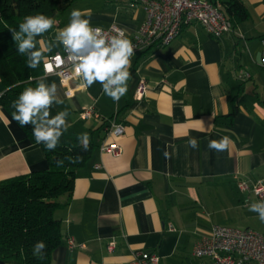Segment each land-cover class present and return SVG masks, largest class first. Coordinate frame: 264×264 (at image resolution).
<instances>
[{
    "label": "crops",
    "instance_id": "crops-1",
    "mask_svg": "<svg viewBox=\"0 0 264 264\" xmlns=\"http://www.w3.org/2000/svg\"><path fill=\"white\" fill-rule=\"evenodd\" d=\"M88 1L61 0L47 15L57 23L37 37V50L45 57L61 50L55 36L73 9L92 27L117 25L127 35L145 18L136 0H109L101 7ZM241 1L248 17L235 21L230 33L215 38L199 24H187L168 45L136 52L119 102L99 83L85 88L77 76L64 85L58 74L47 73L46 82L57 84L63 101L52 115L67 110L68 128L88 133L95 144L75 172L70 198H59L66 201L56 213L63 239L51 264H128L135 250L155 253L158 264H198L193 245L215 224L264 234V223L248 210L257 197L239 189L240 181L264 182V0ZM244 72L249 76L242 79ZM141 81L145 90L138 98ZM90 106L93 114L82 117ZM111 120L123 126L122 135L107 132ZM223 136L231 139L228 150L209 149L210 140ZM192 137L196 149L188 146ZM104 142H116L121 154L101 151ZM46 167L43 147L26 138L0 104V182ZM69 237L76 244L71 250Z\"/></svg>",
    "mask_w": 264,
    "mask_h": 264
},
{
    "label": "trees",
    "instance_id": "trees-1",
    "mask_svg": "<svg viewBox=\"0 0 264 264\" xmlns=\"http://www.w3.org/2000/svg\"><path fill=\"white\" fill-rule=\"evenodd\" d=\"M61 0H0V80L4 91L0 104L12 117V102L28 87H36L43 74V62L30 68L27 56L17 52L12 29L19 30L25 16L50 15ZM223 11L234 25L248 17L241 0H222ZM236 113L235 105L229 115ZM26 138L35 142L31 126L21 127ZM81 134L67 129L53 151L43 147L47 167L25 175H16L0 182V264H51L52 252L63 239L57 210L70 198L76 170L90 156L94 142L87 150L77 139ZM66 197L61 202L60 197ZM43 241L46 248L40 257L33 255V246Z\"/></svg>",
    "mask_w": 264,
    "mask_h": 264
},
{
    "label": "clouds",
    "instance_id": "clouds-1",
    "mask_svg": "<svg viewBox=\"0 0 264 264\" xmlns=\"http://www.w3.org/2000/svg\"><path fill=\"white\" fill-rule=\"evenodd\" d=\"M53 17L44 14L25 16L19 24V30L12 29V39L16 43L17 52L27 56L30 68H37L46 59L44 52L37 50V37L49 32L56 25ZM115 34H112V33ZM126 29H111L105 31L100 27L93 28L88 18H83L79 9H73L69 23L59 29L55 36L58 45H62L67 54V61L71 63L75 73L82 79L83 87L90 88L95 83L101 85L104 95L114 102L127 94L128 81L131 79V57L135 55L134 46L127 36ZM49 45L47 51H51ZM55 60L59 64L64 58L57 55ZM47 73L36 82V87L25 88L12 102V119L19 126H31L37 144H43L45 150L53 151L57 148L61 137L70 126L67 122L69 112L58 111L52 115V108L62 104L58 95V86L55 82L47 83ZM87 150L90 137L82 133L77 138ZM231 139L223 136L219 140H210L208 147L221 152L228 150ZM188 146L199 147L197 138L188 140ZM167 156L168 153L166 152ZM250 212L258 214L261 223H264V201L253 202L248 205ZM46 244L37 241L33 246V255L40 257Z\"/></svg>",
    "mask_w": 264,
    "mask_h": 264
},
{
    "label": "built area",
    "instance_id": "built-area-1",
    "mask_svg": "<svg viewBox=\"0 0 264 264\" xmlns=\"http://www.w3.org/2000/svg\"><path fill=\"white\" fill-rule=\"evenodd\" d=\"M145 11V18L133 35H127L131 40L135 53L148 48H161L171 43L181 32L183 26L196 23L201 25L208 34L215 38L230 33L233 24L223 11L222 0H136ZM96 28V26H93ZM120 28L111 25L102 28L105 31ZM112 34H115L114 32ZM261 65L264 66V37L261 39ZM59 55L64 62L58 65L55 57ZM67 54L63 46L60 51L51 53L43 62L44 73H56L62 84L77 77L71 63L66 59ZM249 76L244 72L240 77ZM145 90V83L141 81L136 87V96L140 98ZM69 93V92H68ZM82 117L93 114L92 107L84 108L80 112ZM109 134L120 136L124 129L120 123L111 120L107 129ZM100 150L113 156L121 154V148L116 142L102 143ZM239 189L252 191L258 201H264V182L249 184L239 182ZM68 248L76 246L74 239H67ZM114 247V242L108 244V249ZM192 257L198 264H264V234L251 229L228 225L215 224L210 232L195 241ZM159 257L152 252L135 250L128 264H158Z\"/></svg>",
    "mask_w": 264,
    "mask_h": 264
},
{
    "label": "rangeland",
    "instance_id": "rangeland-1",
    "mask_svg": "<svg viewBox=\"0 0 264 264\" xmlns=\"http://www.w3.org/2000/svg\"><path fill=\"white\" fill-rule=\"evenodd\" d=\"M88 2H89L88 4H91L94 7H97V6L101 7L102 5L104 6L106 4H109L110 1L109 0H90ZM62 197H64V196H62Z\"/></svg>",
    "mask_w": 264,
    "mask_h": 264
}]
</instances>
